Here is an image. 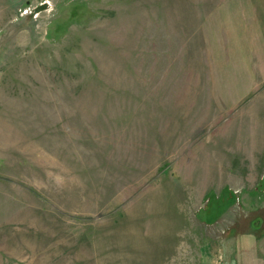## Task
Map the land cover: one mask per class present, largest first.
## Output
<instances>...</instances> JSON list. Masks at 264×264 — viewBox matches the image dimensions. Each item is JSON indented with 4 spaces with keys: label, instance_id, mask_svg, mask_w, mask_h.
I'll return each mask as SVG.
<instances>
[{
    "label": "rangeland",
    "instance_id": "374dc122",
    "mask_svg": "<svg viewBox=\"0 0 264 264\" xmlns=\"http://www.w3.org/2000/svg\"><path fill=\"white\" fill-rule=\"evenodd\" d=\"M0 264H264V0H0Z\"/></svg>",
    "mask_w": 264,
    "mask_h": 264
}]
</instances>
